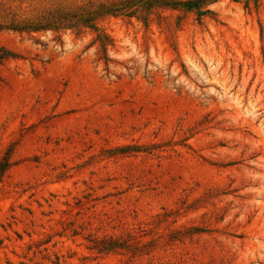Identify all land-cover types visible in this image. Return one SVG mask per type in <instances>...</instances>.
Here are the masks:
<instances>
[{
  "label": "rangeland",
  "instance_id": "1",
  "mask_svg": "<svg viewBox=\"0 0 264 264\" xmlns=\"http://www.w3.org/2000/svg\"><path fill=\"white\" fill-rule=\"evenodd\" d=\"M160 1L0 0V264H264V0Z\"/></svg>",
  "mask_w": 264,
  "mask_h": 264
},
{
  "label": "trees",
  "instance_id": "2",
  "mask_svg": "<svg viewBox=\"0 0 264 264\" xmlns=\"http://www.w3.org/2000/svg\"><path fill=\"white\" fill-rule=\"evenodd\" d=\"M210 1L212 0H187V1H181V2H171V1L161 0L160 2L166 5L167 4H171V5L181 4L183 6H187L188 8H196L197 13L199 15V19H200L202 18V15H204L205 13L211 12V10L207 8V5ZM34 28L38 29L39 27H34ZM3 57L4 55H0V59H2ZM7 165H8V161L0 160V177L4 173Z\"/></svg>",
  "mask_w": 264,
  "mask_h": 264
}]
</instances>
